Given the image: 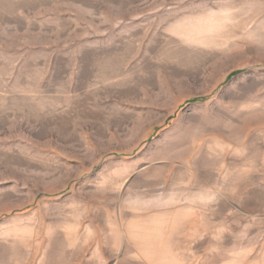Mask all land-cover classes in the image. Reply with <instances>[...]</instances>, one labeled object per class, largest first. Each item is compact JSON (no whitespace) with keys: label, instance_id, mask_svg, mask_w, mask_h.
Masks as SVG:
<instances>
[{"label":"rangeland","instance_id":"1","mask_svg":"<svg viewBox=\"0 0 264 264\" xmlns=\"http://www.w3.org/2000/svg\"><path fill=\"white\" fill-rule=\"evenodd\" d=\"M0 264H264V0H0Z\"/></svg>","mask_w":264,"mask_h":264}]
</instances>
